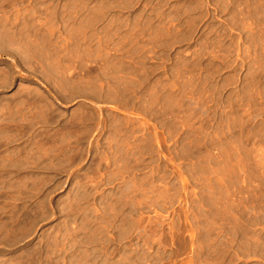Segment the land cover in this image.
Masks as SVG:
<instances>
[{"label":"rangeland","instance_id":"1","mask_svg":"<svg viewBox=\"0 0 264 264\" xmlns=\"http://www.w3.org/2000/svg\"><path fill=\"white\" fill-rule=\"evenodd\" d=\"M0 264H264V0H0Z\"/></svg>","mask_w":264,"mask_h":264},{"label":"bare ground","instance_id":"2","mask_svg":"<svg viewBox=\"0 0 264 264\" xmlns=\"http://www.w3.org/2000/svg\"><path fill=\"white\" fill-rule=\"evenodd\" d=\"M4 26L6 27V25H4ZM11 29L13 30V32H9V31H6V32L13 34V36H17L18 34L21 33V30H19L17 25H15V27L12 26ZM38 35H39V33H37V32L33 33V36L35 37V39H32L30 35H26L25 37L21 36L22 38L17 36V37H19V41L13 40L12 36H10L11 38H9L8 41H5L4 38L2 40H4L3 42H5L8 47L18 45L17 42H19L18 48L13 49L18 54L27 55L31 52L34 56H37L41 52L40 48H38L39 45L37 44L38 40H39L37 37Z\"/></svg>","mask_w":264,"mask_h":264}]
</instances>
